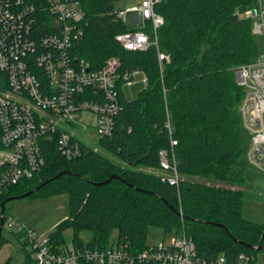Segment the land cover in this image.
Listing matches in <instances>:
<instances>
[{"label":"trees","instance_id":"obj_1","mask_svg":"<svg viewBox=\"0 0 264 264\" xmlns=\"http://www.w3.org/2000/svg\"><path fill=\"white\" fill-rule=\"evenodd\" d=\"M80 1L83 35L75 41L73 55L91 68L117 56L121 73L138 69L146 81L128 98L120 80L123 109L97 148L83 143L80 154L68 159L56 144L46 143L40 174L6 186L0 208L9 197L47 181L28 196L68 193L69 214L48 235L55 244L65 243L63 229L73 226L94 232L87 242L75 235L73 241L80 245L103 247L117 230L120 240L142 249L150 226L166 232L184 227L202 258L224 254L226 264H239L245 253L255 264L257 252L264 249V222L242 213L246 161L240 106L245 92L235 67L260 55L252 31L255 20L246 16L259 10L260 0H162L156 6L164 18L158 47L146 50L125 49L115 39L133 29L118 14L121 0ZM142 29L153 33L150 21ZM158 48L168 60L160 63ZM1 135L0 125V148ZM172 138L177 141L179 187L162 180L160 169V151L170 150ZM3 170L0 165V176ZM13 232L26 244L22 232ZM5 241L2 233L0 245ZM9 263L10 258L3 264ZM26 264H34L33 258Z\"/></svg>","mask_w":264,"mask_h":264},{"label":"built area","instance_id":"obj_2","mask_svg":"<svg viewBox=\"0 0 264 264\" xmlns=\"http://www.w3.org/2000/svg\"><path fill=\"white\" fill-rule=\"evenodd\" d=\"M161 1L140 0L119 8L124 21L130 14L141 22L116 34L121 46L128 50L158 47L157 30L164 18L156 6ZM246 16L253 17V10ZM84 17L80 0H0V165L4 167L0 194L6 186L40 174L46 163V143L53 142L62 156L72 159L80 154L81 144L90 145L80 132L88 130L91 121L98 140L111 134L115 117L123 109L120 80L125 86L133 85L136 77L146 81L138 69L121 73L117 56L109 57L100 68H91L73 55L74 43L83 35ZM146 21L152 23L153 33L142 29ZM252 31L264 37V22L255 20ZM158 59L162 63L169 55L158 48ZM235 74L245 92L240 106L243 127L252 133L248 159L263 167L264 53L254 62L236 66ZM176 144L172 138L170 150L160 151V169L162 180L179 187ZM7 223L23 233L34 264H226L224 254L210 260L199 256L195 240L184 227L171 230L169 241L141 249L118 237L103 247L75 241L55 244L13 216ZM249 260L245 253L239 255V264Z\"/></svg>","mask_w":264,"mask_h":264},{"label":"rangeland","instance_id":"obj_3","mask_svg":"<svg viewBox=\"0 0 264 264\" xmlns=\"http://www.w3.org/2000/svg\"><path fill=\"white\" fill-rule=\"evenodd\" d=\"M140 0H121L116 4V8H125L137 4ZM125 22L129 26L139 25L141 22L133 20V15H125ZM259 36V35H258ZM262 37L259 36L260 55L263 54L264 44ZM133 85L126 86V95L128 98L134 97L138 90L144 85V82L136 77ZM90 128L80 132L88 144L95 146L98 143V136L94 131V122L91 121ZM252 133L246 129L242 130V157L246 161L245 181L243 189L245 199L243 201L242 213L245 217L264 222V166L258 167L248 159V153L251 147ZM7 216L4 222L2 233L7 237V241L0 245V264L10 258L9 264H26L32 258L31 247L22 244L13 231L14 226H9L7 219L9 216L22 221L26 226L31 227L41 236L46 237L55 229L58 223L67 218L69 214L68 193L61 191L51 195L37 194L32 196L14 198L6 203ZM63 235L66 242L71 243L75 235L83 241H90L94 232L89 228H82L75 231L73 226H67L63 229ZM118 231L111 233V239H116ZM171 239L170 232H166L160 226H150L148 228L145 244L152 246L163 240ZM255 264H264V249L256 254Z\"/></svg>","mask_w":264,"mask_h":264},{"label":"water","instance_id":"obj_4","mask_svg":"<svg viewBox=\"0 0 264 264\" xmlns=\"http://www.w3.org/2000/svg\"><path fill=\"white\" fill-rule=\"evenodd\" d=\"M253 14L254 15H257V10H254L253 11ZM61 174V173H60ZM60 174H58L57 175V177L60 175ZM108 181V180H107ZM106 181V182H107ZM47 183V181L46 182H44L43 184H41V185H39V186H36L35 188H33L32 190H30V191H28V192H26V193H24V194H22V195H20V196H14V197H9L6 201H9V200H11V199H14V198H20V197H26V196H28L29 194H31L33 191H36L38 188H40L42 185H44V184H46ZM6 201H4L3 203H2V208H1V216H0V236H1V234H2V230H3V226H4V211H5V202ZM250 247L251 248H259V246H256V245H250Z\"/></svg>","mask_w":264,"mask_h":264},{"label":"crops","instance_id":"obj_5","mask_svg":"<svg viewBox=\"0 0 264 264\" xmlns=\"http://www.w3.org/2000/svg\"><path fill=\"white\" fill-rule=\"evenodd\" d=\"M254 20H257V19H261L263 22H264V0H260V7H259V10L257 11V15H254L253 16ZM262 38V42L264 44V37L261 36ZM258 40H259V36H258ZM264 53V51H263Z\"/></svg>","mask_w":264,"mask_h":264}]
</instances>
